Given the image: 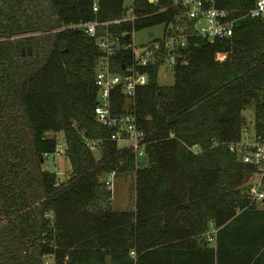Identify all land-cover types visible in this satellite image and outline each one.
<instances>
[{
    "label": "trees",
    "instance_id": "16d2710c",
    "mask_svg": "<svg viewBox=\"0 0 264 264\" xmlns=\"http://www.w3.org/2000/svg\"><path fill=\"white\" fill-rule=\"evenodd\" d=\"M126 1L0 0V264H28L23 240L34 264H264V202L247 194L254 168L229 146L251 106L264 129V18L241 19L233 35L214 41L190 37L172 84L159 82L160 62L147 68L135 114L149 144L137 163L114 139L117 128L95 117V37L68 28L120 18ZM175 1L134 0L138 19L110 30L168 23ZM132 58L122 48L113 69L122 72ZM113 101L121 108L124 95ZM49 131L64 134L65 181L42 166L56 149ZM86 137L98 141L100 158ZM112 170L134 173L135 209L113 208L102 179Z\"/></svg>",
    "mask_w": 264,
    "mask_h": 264
},
{
    "label": "built area",
    "instance_id": "2783aa9c",
    "mask_svg": "<svg viewBox=\"0 0 264 264\" xmlns=\"http://www.w3.org/2000/svg\"><path fill=\"white\" fill-rule=\"evenodd\" d=\"M131 1V4H127L126 14L120 18L81 21L71 24L68 28L78 29L95 37L96 44L102 51L95 66L97 87L95 117L100 123L117 128L114 139L126 142L123 148L130 149L138 163L145 156V148L149 144V135L139 128L135 114L136 90L150 78L147 68L160 62L159 73L161 68L174 72L175 66L179 63L188 62L185 49L188 47L190 37L206 36L210 41H214L219 37L231 36L241 19L264 18V0H253L251 7L239 9L218 6L216 0H176L173 6L178 8V12L173 20L164 24L163 35L138 46L133 39L135 30L125 31L122 36L110 30L112 24L134 22L138 19L134 10V0ZM94 10H98L96 4ZM124 35H130L128 37L130 42H123ZM122 48L130 49L133 58L123 66L122 72H117L113 69L112 57ZM225 56L226 54H218L217 58L223 59ZM115 92L124 95L125 101L121 108L114 105ZM60 133L55 132L56 149L48 156L66 153V142L60 141ZM85 142L92 150L98 148L96 139L86 137ZM229 146L244 163L254 168L247 178L249 199L252 203L264 202V129L260 130L253 120L243 126L240 139ZM117 174L116 170H112L102 177L112 194ZM112 194L110 199L113 198ZM215 231L216 229L213 230ZM209 239L214 241L212 236Z\"/></svg>",
    "mask_w": 264,
    "mask_h": 264
},
{
    "label": "rangeland",
    "instance_id": "374dc122",
    "mask_svg": "<svg viewBox=\"0 0 264 264\" xmlns=\"http://www.w3.org/2000/svg\"><path fill=\"white\" fill-rule=\"evenodd\" d=\"M131 0H127L126 4H131ZM165 25L157 24L150 27H145L140 30H136L133 34V39L136 45H141L146 42L152 41L155 38L161 37L164 32ZM49 32V31H47ZM18 36H11L9 39H17ZM223 55V54H222ZM223 57V56H222ZM171 70L161 68L159 73V82L162 84H172L174 82V73ZM244 114L248 118V123L255 120L254 108L249 107L244 111ZM55 132L49 131L48 135L54 136ZM63 132L60 133V141H64ZM120 146L123 147L127 143L119 142ZM95 156L100 158L101 152L97 149L93 150ZM143 158V157H142ZM43 168L55 170L58 173V178L60 181H65L71 172V163L69 157L66 153H61L58 156H47L45 162L43 163ZM113 198L112 205L114 209L124 210V209H135L136 207V189H135V176L133 172H120L117 174L115 179V184L113 186ZM51 259L48 258V262Z\"/></svg>",
    "mask_w": 264,
    "mask_h": 264
},
{
    "label": "water",
    "instance_id": "95a60500",
    "mask_svg": "<svg viewBox=\"0 0 264 264\" xmlns=\"http://www.w3.org/2000/svg\"><path fill=\"white\" fill-rule=\"evenodd\" d=\"M150 2H158V0H149ZM49 31V30H47ZM50 32V31H49ZM130 35H128L127 37H129ZM9 38H11V36H8ZM24 50V48H23ZM29 50L30 52L32 51L31 50V47H29ZM20 237L22 238V233H20ZM23 244H24V254H25V258H26V261L28 264H34L31 257H30V254H29V245L32 244V243H29L28 241L26 240H23Z\"/></svg>",
    "mask_w": 264,
    "mask_h": 264
},
{
    "label": "flooded vegetation",
    "instance_id": "af4514ba",
    "mask_svg": "<svg viewBox=\"0 0 264 264\" xmlns=\"http://www.w3.org/2000/svg\"><path fill=\"white\" fill-rule=\"evenodd\" d=\"M5 36H17L16 34L15 35H12V34H7V35H5Z\"/></svg>",
    "mask_w": 264,
    "mask_h": 264
},
{
    "label": "crops",
    "instance_id": "0c3cea01",
    "mask_svg": "<svg viewBox=\"0 0 264 264\" xmlns=\"http://www.w3.org/2000/svg\"><path fill=\"white\" fill-rule=\"evenodd\" d=\"M213 230H214V228L212 227L211 231H213ZM211 231H210V232H211Z\"/></svg>",
    "mask_w": 264,
    "mask_h": 264
}]
</instances>
